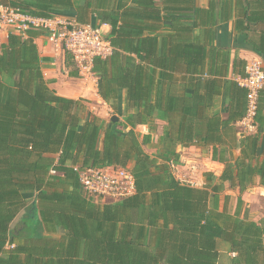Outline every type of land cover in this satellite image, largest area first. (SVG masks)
Returning a JSON list of instances; mask_svg holds the SVG:
<instances>
[{"label": "trees", "instance_id": "obj_1", "mask_svg": "<svg viewBox=\"0 0 264 264\" xmlns=\"http://www.w3.org/2000/svg\"><path fill=\"white\" fill-rule=\"evenodd\" d=\"M1 1L109 24L113 53L96 58L93 71L98 94L123 119L92 114L82 99L50 87L35 42L41 31L9 37L0 51V264H220V242L235 254L230 264H264V217H248L242 197L264 187V87L257 130L239 135L248 90L228 78L230 51L190 36L196 24L228 21L234 9L236 29L264 53V0L212 1L210 11L194 9L197 23L182 21L193 8H176L180 0H163V8L155 0ZM69 61V74L80 77L66 54ZM245 65L236 57L234 72L244 76ZM157 119L166 125L153 156L144 145ZM138 125L150 133L141 138ZM179 146L208 148L221 174L204 172L203 186L180 181L171 170L181 164ZM76 167L127 168L134 192L106 202L84 190ZM228 190L239 192L233 212Z\"/></svg>", "mask_w": 264, "mask_h": 264}, {"label": "built area", "instance_id": "obj_2", "mask_svg": "<svg viewBox=\"0 0 264 264\" xmlns=\"http://www.w3.org/2000/svg\"><path fill=\"white\" fill-rule=\"evenodd\" d=\"M29 30L41 31L52 45L54 53L71 55L80 76L86 79L95 76L93 67L96 58L105 59L113 53L112 43L101 25L81 23L61 14L38 16L0 0V51L11 35L27 38ZM238 82L248 90L247 113L237 123L239 135L254 133L257 130L255 116L259 92L264 87L262 60H247L245 75L239 77ZM75 169L84 190L91 195L124 198L134 192V176L127 168ZM176 178L196 185L179 176Z\"/></svg>", "mask_w": 264, "mask_h": 264}, {"label": "crops", "instance_id": "obj_3", "mask_svg": "<svg viewBox=\"0 0 264 264\" xmlns=\"http://www.w3.org/2000/svg\"><path fill=\"white\" fill-rule=\"evenodd\" d=\"M217 1V0H180L179 3L175 4L176 8L184 9L185 7H191L190 16L189 18H185L182 21H187V23H197L196 13H194V9L196 12L197 8H203L208 11H210L211 2ZM156 5L160 8L164 7L163 0H155ZM214 12L218 15L219 14V8L213 9ZM76 12V11H75ZM75 12H71V17L75 18ZM162 16L165 14L164 11H162ZM231 18L228 21H222V22H215L214 17L211 19V24L205 26H201L199 24H196L195 28L193 29L191 33V38H200L202 37V40L207 43V48L210 49L211 46H214L216 48H222L230 51V64L228 69V78H234L238 81L239 77L241 75H238L233 70V61L237 57L239 59H243L247 62V60H250L252 58H258L261 59L264 64V53L257 52L252 44L248 43L246 41V37L241 34L235 27V16L236 12L233 9L230 11ZM174 15L176 16H182V10H178ZM190 19V20H187ZM181 21V22H182ZM209 21V20H208ZM92 24H97L98 21L96 20V16H93L91 19ZM160 24V31L164 32L166 30L165 22L161 20L159 22ZM103 27V30L106 34L109 33L111 26L107 23H104L101 25ZM209 31L208 35L205 36V31ZM35 42L38 46V50L40 52V55L42 57L46 58V61H44L43 64V72L46 77V79L50 80V87L54 89L59 95L73 98V99H82L85 102L86 99L94 98L95 101L100 102L104 105V107H109V104L106 103L98 94V78L96 75L93 78H86L83 77H76L69 74V69H67V64L65 62V57L61 54H56L53 52L52 45L48 42L47 38L44 35H39L35 38ZM93 91H92V90ZM223 96L219 97V101L217 102V110L222 111L223 110ZM103 107V108H104ZM91 109L93 114H96L102 118H106L105 112L102 113L101 110H96L97 107L90 106L88 107ZM101 111V112H99ZM157 132L152 135V141L151 143H148L144 145V149L147 153L155 156L157 154V151L159 149L158 144V138L160 135L163 134L164 127L166 125V121L162 119H157ZM151 127L149 125H138L136 127V130L140 134V137L143 138L145 134L150 133ZM178 151L181 153V165L185 162H192L196 166H200V163H211L214 165H217L219 167V171H215L216 175H220L223 170V164L213 161L211 158V153L208 148L205 147H199V146H191V147H184L179 146ZM196 186H203L196 184ZM255 190H260V196H264V187L262 186H255ZM234 193H237V196L239 192L237 190H233ZM236 191V192H235ZM254 191L251 192L245 191L242 194V197L247 203V205L250 207L253 205V195ZM223 205V203H222ZM221 205V206H222ZM22 215L20 214L13 222L12 226L19 225ZM256 221H259L257 219H254ZM59 233H62L63 230H59ZM56 235L57 233H53ZM52 234V235H53ZM229 252V251H228ZM229 256H234V253H228ZM230 264V263H229Z\"/></svg>", "mask_w": 264, "mask_h": 264}, {"label": "rangeland", "instance_id": "obj_4", "mask_svg": "<svg viewBox=\"0 0 264 264\" xmlns=\"http://www.w3.org/2000/svg\"><path fill=\"white\" fill-rule=\"evenodd\" d=\"M65 57V56H64ZM67 69L74 71V67L72 66L71 61H69L67 65ZM81 77V76H80ZM88 79V78H87ZM85 79V80H87ZM92 90V89H91ZM93 91V90H92ZM85 104H87L88 107L90 106H95L97 107L96 110H101L102 113L106 116V120L110 121L114 115L118 117V119L122 120V116L115 112L110 106L109 107H104V105L100 102L95 101L94 98H88L84 99ZM104 107V108H103ZM90 113H92L91 109H89ZM99 111V112H101ZM93 114V113H92ZM116 129L118 130H123L122 125H117ZM200 166H196L192 162H185L182 165H173L172 166V172L175 177L179 176L180 178L186 180V181H193L196 184L199 185H204V177L203 174L206 171H211L215 172L216 170L219 171V167L217 165L211 164V163H200ZM254 191L253 195V205L248 206L247 203L244 205V210H248V217L252 219H257L261 220L262 217H264V196H260V190L253 188L251 189V192ZM236 192V191H235ZM228 194L232 195V198L228 204V208L230 211H234L236 207V198H237V193H234L233 190H228ZM103 200L106 202H119L121 198H113L109 196H103ZM223 203V202H222ZM219 249L221 251V257H220V264H229L230 263V257L227 245L225 243L220 242L219 244Z\"/></svg>", "mask_w": 264, "mask_h": 264}, {"label": "water", "instance_id": "obj_5", "mask_svg": "<svg viewBox=\"0 0 264 264\" xmlns=\"http://www.w3.org/2000/svg\"><path fill=\"white\" fill-rule=\"evenodd\" d=\"M112 120H113V121H117V120H118V117H117L116 115H114V116L112 117Z\"/></svg>", "mask_w": 264, "mask_h": 264}]
</instances>
